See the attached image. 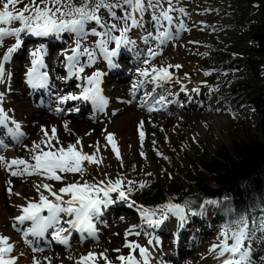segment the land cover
I'll list each match as a JSON object with an SVG mask.
<instances>
[{
	"label": "snow or ice",
	"instance_id": "6c2138e0",
	"mask_svg": "<svg viewBox=\"0 0 264 264\" xmlns=\"http://www.w3.org/2000/svg\"><path fill=\"white\" fill-rule=\"evenodd\" d=\"M23 7H18L19 5ZM185 12L183 8L177 9L173 0H0V47H5L6 38H14L11 46L0 55V85L7 87L12 79V72L6 64L13 58L23 45V36L36 38L54 37L58 40L67 35L71 43L67 48L62 49L63 64L70 76L81 78L86 68L96 64L97 59L102 57L110 67H117L114 59L121 49H134L137 40L133 38L134 30H141L144 35L140 37L144 44L155 40V48L148 47L146 56L141 62L148 67L139 68L137 72L144 79L132 85L133 98L135 92L145 83H155L162 86L173 79L171 68H180L181 65H161L157 67L152 61L158 55H162V48L173 38L171 25L174 22L172 13ZM187 14V13H185ZM18 24V26H13ZM167 25V27H166ZM151 27L153 31H148ZM179 30H186L183 22ZM113 46V47H110ZM99 54V56H98ZM31 67L28 68L26 76L27 83L33 89L48 87L49 73L44 62L46 50L43 47L35 48L30 53ZM42 69H45L42 71ZM106 73L100 70L93 71L90 75L82 78L87 86L83 87L79 95L69 93L59 97V103L67 101L83 100L90 101L96 109L103 111L108 104V98L103 94L101 84ZM210 75V73H205ZM66 78V77H61ZM198 91V89H197ZM5 98V92L0 90V105ZM131 103V101H125ZM166 97L160 95L155 104H164ZM147 103V101H145ZM149 111L157 110L154 106ZM10 109L0 106V126H3L7 133L18 142L25 134L21 131V124L9 116ZM57 113L65 109L57 107ZM69 111H79L69 109ZM118 111V110H117ZM115 115V112L113 113ZM14 128L7 127L8 122ZM143 121L139 127L143 128ZM65 131L72 133L69 122L63 125ZM42 137L39 141H33L28 148L29 158L7 159L0 155V168L9 171L13 177L39 176L41 182L34 185L38 199H29L25 205H17L20 214L12 217V227L16 231H23L25 242L31 244L26 238H42L52 230V239L61 244L68 245L69 237L73 231L87 236L97 238L98 229L96 222L102 215L104 209L116 203L117 200L128 202L129 208L136 207L142 223L149 227H160L170 216L178 218L181 223L186 221L187 215L192 211L191 201L183 204L167 203L155 208L136 205L131 200V195L136 190H143L148 187L146 181H133L125 175L117 174L116 178H110L107 172L101 175L103 179H85L88 165H96L98 168L103 164L104 157L101 153V144L97 141L89 153L84 151L83 138L77 137L74 142L64 143L57 134V128L52 126L49 130L41 126ZM91 135V133H86ZM111 150L115 153L117 160L123 167V158L118 149L114 133H108L105 137ZM141 143L144 140V132L140 131ZM155 144V141H153ZM27 147V146H26ZM103 147H107L104 145ZM163 155L162 153H157ZM141 155L145 154L141 152ZM167 159V157H164ZM135 170V166H133ZM69 174L73 177L69 179ZM79 175V179L75 177ZM151 176L152 173H147ZM56 181L62 184L55 188L52 183L43 181ZM8 194L19 196L14 192L12 181H7ZM113 194H116L115 199ZM225 200L228 198L225 197ZM130 201V202H129ZM222 201L206 199L201 205V212L206 206H218ZM231 211V210H230ZM195 214V213H193ZM28 223L30 226L21 229L20 225ZM140 227L133 225L125 233L139 236L140 232L133 229ZM254 242L264 243V207L260 208V214L254 215L250 211L236 213L225 221L217 236V242L213 243L208 254L212 256L217 264H259L264 262V255L259 256V261L254 259ZM152 241H149L151 244ZM124 247L130 251L127 255L121 254L116 257L120 264H150L152 259L149 248L134 241L126 239ZM32 251L43 252L44 248L33 247ZM120 252L121 249H113ZM16 252V242L11 237L0 233V264H18V260L24 255ZM138 253V254H137ZM52 257H44L47 264H52ZM68 259L74 264H114L108 256V250L101 252L89 251L78 258L71 255ZM32 264H42L36 257H32Z\"/></svg>",
	"mask_w": 264,
	"mask_h": 264
},
{
	"label": "rangeland",
	"instance_id": "374dc122",
	"mask_svg": "<svg viewBox=\"0 0 264 264\" xmlns=\"http://www.w3.org/2000/svg\"><path fill=\"white\" fill-rule=\"evenodd\" d=\"M25 2H27V0H25ZM173 2L177 9L183 8L185 12L182 13L176 11L172 13L174 16V22L171 25L173 38L162 48V55H158L155 60L152 61V64L157 67L161 65L167 66L169 64L181 65L178 69L171 68L170 71L174 74L173 79L169 81L167 85L164 83V87L162 85L161 88L156 89V92L159 91L160 95H162V92L167 93L169 91L170 93L172 91L173 93L179 92V95L173 100V105L169 106L170 103H165L161 110L152 111L158 116H145V120L141 119L138 121L137 118L140 113L142 115L150 114L148 108L138 107L140 95L146 92L145 88L149 89V86H144L140 91L142 93L138 94L139 97H137V101L133 98H129L128 101H131V103H128L129 108H127L129 112L124 111L122 114L116 116L110 114L112 120L111 127L106 128L104 126L101 128V132L99 131V141L102 145L100 154L104 157L103 164L99 168L96 165H88L85 179L92 180L94 177L96 179H103L101 174L107 172L108 176L113 179L116 178L117 174L125 175L128 179L138 182L144 178L147 179L153 177L162 184L176 174H182L183 172L187 173L186 169H188V166L184 167L187 161L191 162V160L197 161L200 159H207L212 155L214 148L218 143L227 142L233 137H237L239 133L244 131L242 130L244 127L251 128L252 130L256 127L258 115L253 106L246 103H230L228 102L227 97L232 88L231 85L236 82L248 83L257 81L260 83L264 81V56L256 57L258 61H256L254 69L250 68L248 64H240L238 61L233 62L230 67H220L218 64H215V60L218 57L232 49H236V52L242 51L241 54L244 55L242 49L248 46L250 38L247 34V27L241 22L240 18L246 13L252 15L253 12H255V8L246 6L244 0H173ZM18 7H23V5L21 4ZM257 11L264 12V4H260L256 12ZM181 22L186 26V30H179ZM13 26H18V24H14ZM134 31L136 32L132 33L133 38H136V36L137 38H140L144 35L141 30ZM148 31H153V29L149 27ZM32 38L33 37L26 38L28 41H24L21 47L22 51L29 53L36 48V44L40 46L43 43L45 47L46 43L49 41L53 42V40H55L53 42V44H55L53 50L56 51L62 49L64 45L70 44L71 42L67 35L61 40L49 37L45 38L44 41L37 40L35 42ZM59 41L61 42L59 43ZM32 44H34L33 48L31 47ZM156 46L157 42L155 40L147 45L144 44L143 41H137V46L134 49H122V51L128 55L127 60L131 61V63L135 60V63L129 66L123 61V58L116 59L115 63L118 64V62L121 61L120 63L122 66H120V70L118 72L116 71L114 74L119 75L120 72L121 74H129L133 71L128 81V83L131 84L134 79L138 78L137 69L148 67V65H145L142 62L137 63V56L142 55V60L147 58V48H155ZM222 52L223 54H221ZM130 53H133L132 58H130ZM25 56L26 55L24 54V57H19V59L14 58L13 56L12 60L9 61V64L18 61L22 64L23 61L28 62V58ZM57 60L53 62L51 61V66L49 65L47 67L48 72L51 73L54 70V67H57L59 64ZM62 61L63 60H61V62ZM200 71L210 73V75H208L207 83L201 85L200 91L196 93H182L180 91L181 81L178 79V76L182 74V76L185 77H192ZM20 72H23L22 67H20ZM12 75L16 79L17 77H21L15 72ZM64 76L65 73L58 71L56 74L57 81H60V79H62L61 77ZM71 83H73L72 80ZM107 83L111 87L115 84H117V87H122L123 85L130 87V85L124 83V81L119 79L116 80L113 77L109 78ZM15 88L18 89V87H14V89ZM65 90L66 92L64 94L70 93L72 86H66ZM180 94H182V96ZM16 95L17 94L12 95V98L14 99ZM153 99H159V94L154 95ZM71 104L72 102L65 103L66 109L72 107L74 109L76 108V105ZM42 110L44 113L49 112V108H43ZM106 111L108 110H105L104 114ZM96 116L83 117L86 121H89L88 125L90 127L92 126V123L90 122L95 121ZM210 117H215L213 123L209 120ZM69 118L81 120L82 115L76 114V116L72 115L69 116ZM162 118L165 119V121L162 120ZM136 121L137 123H135ZM141 121L144 122V128L142 129L139 127ZM140 131L145 132L142 143L140 140ZM90 132H92L91 129ZM108 133L115 134V140L117 141L118 149L123 158V167H121L120 161L117 160L115 153L111 150V145L108 144L105 139ZM28 138L29 137H27L26 134L23 139L24 141L22 142L28 143V140H30ZM153 141H155V144ZM104 145H107V147H103ZM15 146L13 147V150H15L17 156L29 158L27 157L29 156L27 155V150L24 151ZM92 150L94 151V148H92ZM141 152L145 155L142 156ZM158 152L163 155H158ZM164 157H167V159ZM133 166H135V170H133ZM147 173H152V175L149 176ZM7 177L8 175H4L5 180H7ZM11 177L15 179L17 178L18 182H20V178L26 179L28 176ZM29 177L31 178V176ZM72 178L71 174H69V179ZM75 178L79 179V175L77 174ZM58 186L61 187L62 184L58 182ZM0 189L4 192L2 185ZM115 197L116 194H113L114 199ZM206 199L214 198H201L199 206L188 213L185 222L181 223L178 218L172 216V220H175L176 222L175 224L173 221L169 220L165 221L162 224L163 226L161 225L154 229L142 223L136 207L129 208L127 206L128 202L117 200L116 203L110 205L108 208L112 210L118 208L115 210L116 212L113 213L116 216L126 211H129V214L133 215L128 217V222L131 225H139L140 227H137L135 232L138 230L141 234L139 236L128 235L127 238L129 236L130 238L133 237V241L140 245L147 244L150 239L151 241L155 240L158 244V254L162 259V263L160 264H198L201 260H198L200 257H203V260L205 261L209 260V263L207 264H217V261L208 254V249L213 243L217 242V236L221 230V226L229 218H222L219 215L221 212V204L218 206H206L208 212L211 211L210 208L212 209L210 214L205 213L206 211L201 212L200 205ZM131 200L135 201L133 197H131ZM135 202L136 205H142L138 201ZM109 211L105 212L103 210V219L99 220L101 222H96L98 237H100L105 216ZM259 214L260 213L256 215ZM120 220L118 218L117 220L115 219L110 222V229H107L106 231L104 230L105 233L108 231H111L110 233H112L116 230L120 233V229L124 226H128L127 223L124 221L121 222ZM115 223L116 226L114 227L113 225ZM175 231L178 234V242L173 244L172 250L171 237L174 235L171 234ZM110 233H107L104 238L105 240L110 241L109 244L112 246V249L114 247L115 249H119V247L125 245V234L120 237H114L115 235ZM76 235L80 236V234L74 232L72 235L73 239ZM161 238H166L164 241L165 243L161 241ZM98 241L100 240L92 239L89 242L85 241L84 244L81 245H78V242L73 245L72 248H70V245L68 249L62 248L63 244L56 242V245L58 246L54 247L52 244V248L47 246L45 247V251L51 253L55 252L60 256L65 255L67 258L71 255L75 258L78 255L80 256L89 252L94 245L96 246L97 251L101 252L105 247L102 245L100 246ZM170 241L171 243H169ZM74 243H76V240ZM87 246L90 247V249L85 250ZM253 247L255 250L254 259L259 261V256L264 255V243L254 242ZM77 248L82 250L76 252L75 249ZM177 250H180L179 256L175 257L173 260L172 254L176 253ZM120 252L113 251V254L109 257L116 262L118 261L116 260V257ZM259 264H264V262H259Z\"/></svg>",
	"mask_w": 264,
	"mask_h": 264
},
{
	"label": "bare ground",
	"instance_id": "6f19581e",
	"mask_svg": "<svg viewBox=\"0 0 264 264\" xmlns=\"http://www.w3.org/2000/svg\"><path fill=\"white\" fill-rule=\"evenodd\" d=\"M134 32H136V31H134ZM27 37H29V36H27ZM37 39L38 38H36V37L32 38V40L35 42ZM134 39H136L139 42L142 41L140 38H137V36ZM39 40L44 41L45 39H39ZM13 41H14V38H6L5 47H0V55L3 54V52L6 50V47L11 46V43ZM54 41L55 40H53V42ZM53 42L49 41L48 43L45 44V47H44L46 50V55L44 56V62L47 65V67L51 64V61L53 62V61H56L57 59H58L57 60L58 62L60 60V63H63V62H61V60H63V56L61 55V51H62V49L67 48L69 46V44H66L63 46L62 49L55 51V50H53V48L55 47V44H53ZM60 42L61 41H59V43ZM33 46H34V44H33ZM110 47H113V46H110ZM120 53H122V52H120ZM25 55H26L25 57L31 56L30 54L28 55V53H26ZM98 56H99V54H98ZM141 56L142 55L137 56L138 57V59L136 60L137 63L142 61ZM19 57H24V51H21V53H19V55L15 56V58H18V59H19ZM105 63H106V61L102 57H99L97 59V62L95 65H93L91 68H86L85 73L81 74V78L76 77V87L74 89L73 94L79 95L81 89L83 87L87 86L86 81L82 78L83 76L90 75L93 71H96V70H100L101 72H103V69H102V67H100V65H105ZM23 64H24V61H23ZM23 64L19 61L18 62H12L10 64L8 62L6 64L7 68L9 70H12L13 73L15 72V73H17L18 76H21V77H17V79H16L12 75V79L8 82L7 87L5 85H0V90H3L5 92V98L2 102V105H0V106H3L6 110L7 109L11 110V111H9V116L21 124V131L25 134V136L27 134V137H29L28 139H30V140H28V143L27 142H22V143L20 142V143H16V146L14 145L15 147H19L20 149H23L24 151L27 150L26 151L27 155H29L28 148L31 147L32 142L33 141H39L41 139V137L43 135L41 132V126L42 125L45 126L49 130V135L51 134L50 133L51 127L55 126L57 128L58 136L60 137V139L65 144L68 142H74L77 137H82L83 138V144H84V151L89 152V153L93 152L92 148H89L88 145H90V144L94 145L97 141H99L101 128H103L104 126L106 128L111 127L112 120L110 118V114L112 115L115 112V116H116V115L122 114L124 111L125 112L128 111L127 108H129V105L126 104L125 101L127 100L128 97L133 96L132 85L134 83H137L139 80L144 79L143 77H140L139 74H137L138 78L134 79L131 82V84L128 83L129 77L133 71L129 74L127 73V74H119V75L118 74H106V75H104L102 78L103 83L101 84V87L103 89V94L107 98H111V99H108V104L105 107L108 109V112H106L105 114H103V112H102L101 113L102 115L98 116L96 120L94 119L95 121L90 122V123H92L91 124L92 126L89 127V125H88L89 121H86L84 119L83 115H82L81 120L80 119H74V118L70 119L69 116H72L73 114H68V111L65 110L61 113H57L55 111V109L58 107V105H60L59 97L64 95L62 93L65 92L64 90H65L66 86H63L62 89L59 91L61 94L59 93V96L56 99L57 102L55 104H57V105H52L50 112L46 111L47 113H44L42 110L43 108L36 107L35 104H32V103H36V101H38L39 99L47 98V95L51 94L52 91L50 90L48 93V91L46 90V92L44 93V91L42 89H33L30 93L31 98L28 99L27 96L25 95V89L24 88L27 87L26 86V83H27L26 73H27L28 68L31 67V61L29 63H27L26 65H23ZM20 67H22L23 70L25 69L23 76H22V73L20 72ZM63 67H64V64H63ZM132 68H133V66H132ZM42 71H44V70H42ZM58 71H59V69L57 67H54V70L51 73L49 72L50 76H49V85L48 86H50L52 88L58 86L59 83L56 81V74ZM107 75H112L116 79L124 81V83L129 84L130 87H127L124 85L122 87H117V84H115L111 87L107 83V81L109 79V77ZM178 79H180V81H181L180 91L182 93H185V94L191 93V92L196 93V92L200 91L201 85H203L204 83H207L208 75H205V72L200 71L199 73H197L196 75H193L192 77L191 76L185 77V76H182V74H181L178 76ZM144 86H146V87L149 86V89H147L145 93L140 95V99L138 100V107H141V108H149L150 106H154L155 109L161 110L165 103H170L169 106L173 105L174 104L173 100L179 95V92L178 93L177 92L173 93V91L171 93H170V91L167 93L162 92V95H164L166 97V102L164 104H155V101L152 100V98H153L152 96L156 92V89L161 88V86H157L155 83L149 82V83H145L139 89H142ZM14 87H18V89L17 88L14 89ZM197 89H198V91H197ZM9 90H10V92H9ZM14 94H17V95L13 99L12 95H14ZM180 95L182 96V94H180ZM23 97H24V99H23ZM51 97L53 98V95ZM75 101L76 102L78 101L80 104V102L82 100H75ZM145 101H147V103H145ZM88 102H89V108H90L89 114L95 115V113L97 112L96 106L93 105L90 101H88ZM153 111H155V110H153ZM138 116L139 117L137 118V120L139 121L141 119L145 120L146 119L145 116H149V117L155 116L156 117L158 115L154 114V112L150 111L149 115H142L140 113V115H138ZM171 116H174V115H171ZM214 118L215 117H210L209 120L213 123V121H215ZM162 120L165 121V119H163V118H162ZM65 121L69 122V127L72 129L71 134L68 133L67 131H65V129L63 127ZM135 123H137V121ZM159 123H161V122H159ZM143 125H144V123H143ZM8 127L14 128V125L11 123V121L8 122ZM90 129L92 130V132H90ZM86 133H91V135H86ZM25 136H24V138H25ZM8 139H10V138L4 137L2 139V143L8 144V142H9ZM12 140H13V137H12ZM8 147L9 148L6 149L1 155H4L9 160H11L12 158L19 157L15 154V150H12L10 148V145ZM27 157H29V156H27ZM22 158H24V157H22ZM4 175L5 176L8 175L7 180H5ZM9 180L12 181L11 186L13 188V191L20 193L19 196H16V195L10 196L8 194V192L6 191V189L8 187L7 181H9ZM19 181L20 182H18L17 178L16 179L12 178L10 176L9 171H6L3 168H0V187L2 185L3 190H4V192H2V190L0 189V233H3L5 235L10 236L11 241L16 242V252L14 254L18 255L20 252L24 253V255L19 258L18 264H32V257L33 256H36L42 262V264H47V262L44 260V257H52L53 258L52 264H74V261L73 260L71 261L70 259L65 257V255L60 256V255L56 254L55 252L51 253V252L45 251V247L49 246L48 244L47 245H45V244L39 245L40 248H44V251L34 253L32 251V248L35 247L34 244L32 243L34 238L31 236L27 237L26 239L31 241V244L26 243L24 235H23V231H16L12 227L13 220L11 218L20 214V210L17 207V205H25L29 199H38V194L36 192L34 185L38 182H41L42 178L39 176L33 175V176H31V178L29 176L26 179L20 178ZM43 182L52 183L55 188H59L58 182H56V181H46L45 180ZM117 209L118 208H115V209L109 211L110 209L108 208L105 211V212L109 211V213L105 216V221H104L101 233H100V237L97 236V238H93V240H98V239L100 240V241H98V243L100 246L102 245L105 247L103 250H105V249L108 250V256L113 254L112 253L113 249H115V247L112 249V246L109 244L110 241H107L104 238L105 235H107V233L111 232V231L110 232L108 231L107 233H105V231L107 229H110L109 228L110 222H112L115 219L117 220L118 218L120 220V218H121V220H120L121 222L124 221L125 223L128 224L127 227L124 226L122 229L119 230L120 233L117 232V230L115 232L110 233V234H114L115 235L114 237H117V236L120 237L121 235H124L127 232V230L133 226L128 222V220H129L128 217L133 216V215L132 214L130 215L129 211H126V212H124L122 214H118L116 216L113 213ZM100 217H102V215ZM169 220L173 221L174 224L176 223L175 220H172V216H170L169 219L166 221H169ZM99 222H101V221H99ZM29 226L30 225L26 222L25 225H20L19 227L21 229H26ZM113 226L115 227L116 223ZM112 229H114V228H112ZM133 231H136V228L133 229ZM71 236H72V234H71ZM175 236H177V234ZM126 239L128 241H133V237L130 238V236L128 238L126 237ZM165 239L161 238V241H163V243H165L164 242ZM171 240L174 241L173 239H171ZM86 241L89 242L90 240H86ZM149 241L147 242V244L142 245V246L149 248L151 254L156 253L154 245H150ZM125 242H126V240H125ZM153 242L156 245V249H158V244L155 241H153ZM166 242H167V240H166ZM169 243H171V241ZM52 244H54L53 239H52ZM81 244H82V239L79 240L78 245H81ZM54 247H56V246H54ZM88 249H90V247L87 246V248L85 250H88ZM119 249H121V252L119 255H121V254L127 255L130 251L128 248H126L124 246L119 247ZM80 250H82V249H80V248L75 249L76 252H79ZM103 250H101V251H103ZM90 251H95L98 253L95 245H94V247H92V249ZM83 252H84V250H83ZM85 254H87V253H85ZM182 254H183V252H182ZM78 256L75 258H78ZM199 259H201V260L198 264L209 263V260L205 261V260H203L204 259L203 257L198 258V260ZM158 260H159V263H158ZM160 262H161V257L159 256L157 258V264H160ZM101 264H102V262H101ZM118 264H120V262ZM212 264H214V263H212Z\"/></svg>",
	"mask_w": 264,
	"mask_h": 264
},
{
	"label": "trees",
	"instance_id": "16d2710c",
	"mask_svg": "<svg viewBox=\"0 0 264 264\" xmlns=\"http://www.w3.org/2000/svg\"><path fill=\"white\" fill-rule=\"evenodd\" d=\"M244 1L246 6L255 8L252 15L246 13L240 18L247 27L249 44L242 49L244 55L236 49L222 52L215 60L220 67H230L238 61L254 69L256 57L264 56V12H256L264 0ZM231 87L228 102L246 103L256 110L255 129L244 127L237 137L218 143L207 159L187 161L184 165L188 166L187 173L176 174L162 184L153 177L144 178L141 181H146L148 187L132 193L135 201L150 207L169 200L180 204L191 201V209H195L201 198H214L222 201L219 213L222 218L244 211L260 213L264 207V81L236 82Z\"/></svg>",
	"mask_w": 264,
	"mask_h": 264
}]
</instances>
